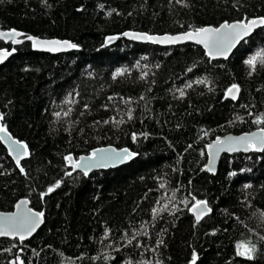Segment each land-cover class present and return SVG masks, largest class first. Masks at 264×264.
<instances>
[{"label":"trees","instance_id":"trees-1","mask_svg":"<svg viewBox=\"0 0 264 264\" xmlns=\"http://www.w3.org/2000/svg\"><path fill=\"white\" fill-rule=\"evenodd\" d=\"M184 3L0 0V30L24 34L17 47L0 41V49H15L0 65V123L30 152L21 162L25 175L0 144V211L26 199L31 209L44 212L43 225L23 244L0 239V264L17 254L25 264H189L193 249L197 264H264V151L224 155L215 174L203 170L214 138L264 128L253 122L264 115V67L258 64L250 76L244 63L264 52V27L228 60H210L190 44L159 47L119 39L103 47L106 37L126 31L170 35L264 16V0ZM29 35L78 47L67 54L39 53L25 41ZM121 69L125 73L114 79ZM204 78L207 83H195ZM233 83L241 91L230 101L225 92ZM181 88L183 99L177 98ZM107 146L128 148L136 158L116 169L68 175L65 156ZM57 181L59 188L41 195ZM192 196L212 208L199 224L190 214ZM165 204L153 219L152 209ZM125 233L139 234L128 245ZM158 240L163 245L157 247ZM248 240L257 245L251 261L235 255L236 243Z\"/></svg>","mask_w":264,"mask_h":264},{"label":"snow or ice","instance_id":"snow-or-ice-1","mask_svg":"<svg viewBox=\"0 0 264 264\" xmlns=\"http://www.w3.org/2000/svg\"><path fill=\"white\" fill-rule=\"evenodd\" d=\"M177 3H183L184 6H188L184 3V0H176ZM44 3H47V0H44ZM82 10V9H80ZM111 15V13H109ZM264 27V16H257L253 18L245 17L241 20H237L236 22L229 23L225 21L220 24L218 27L213 26H189V30L185 31L180 35H165L162 37L152 36L146 33H129L126 32L123 35L129 36L132 39L146 40L151 41L152 43H162V44H177L186 40L195 41V43L203 45L206 50V55L211 59H217L218 57H222L223 59H228L229 54L232 49L245 37L251 35V33L256 28ZM24 35L21 32H18L15 29H12L7 32H0V38L10 39L13 44H20L22 41L17 39ZM26 39L32 42L33 48H43L49 52H59L67 49H75L78 46L75 43H72L67 40H40L34 36H26ZM109 41L115 39V37H109ZM15 49L9 51L7 49H0V63H3L9 56L13 54ZM245 65L248 67V74L251 76L256 72L258 64L264 67V52H257L255 55L248 57L244 61ZM125 69L118 70L114 74V79L119 77L125 73ZM187 71L191 72L192 69L189 68ZM145 73L141 78L143 79L146 76ZM197 84H205L207 83L206 78L196 80ZM187 88L192 87L191 83L186 85ZM179 92V96L177 98L183 99L186 95L184 89H177ZM241 88L240 85L233 83L231 84L225 92V99H231L233 101L239 98ZM111 99V97L109 98ZM143 99V97H141ZM71 103V101H68ZM125 103H130L129 101H125ZM87 107V105H85ZM241 107H248L247 105H241ZM71 109L69 111L64 112V116H68ZM251 114V113H250ZM56 117H60V113L57 112L54 114ZM128 119H132V110L129 109L127 112ZM4 114L0 113V121L4 120ZM237 119H242L241 117H237ZM109 121H104V123H108ZM115 124L124 123L123 120H112ZM257 125L264 124V115L256 118L253 121ZM147 136V134H143ZM133 141L137 139L136 134L132 135ZM0 141L9 142L8 144V152L13 156L15 160L16 166L19 168V171L26 175L25 169L21 166V160L28 157L30 155L28 145L20 140H15L8 133L7 127L0 123ZM191 147V145H189ZM209 149V162L207 171L215 172L214 164H215V156L219 154L221 151H238L243 149L244 151H264V128H261L260 131L253 132L250 134H245L240 137H227L225 139L217 138L214 144L208 145ZM203 154V153H202ZM136 153L130 152L127 148L121 149L117 151L116 149H95L91 153V155L87 157H80L79 159H74L72 155H67L64 157L65 161H67L68 165L75 171L76 169H80L85 176L88 175L89 171L93 168H102L115 166L117 163H123L126 160L134 157ZM71 175V173H68ZM231 175H235L232 173ZM60 187V182L57 181L54 185L47 188L45 193L41 195H47L52 193L56 188ZM161 187H164L161 184ZM245 188L251 187V185H245ZM171 199H175V193L172 194ZM191 199L194 203L191 204L190 210L195 217V223L199 224V222L209 213L212 212V208L209 206L207 200L196 199L195 196H192ZM187 207L189 201L187 199L181 201ZM27 200H20L16 205L17 211L14 213H0V237H10L13 240H19L21 244L39 228V226L44 222V212L42 211H33L31 208H28ZM168 207L167 204L164 205L163 208L152 209V217L156 219L160 212L166 210ZM139 233H134L131 237H128L127 233H125V237L127 239V244L131 245L133 240L136 239V236ZM147 235V233H143ZM215 234V233H213ZM107 238V231L106 236ZM260 241H264V236L259 237ZM163 240L157 241V247L163 245ZM139 247L140 245L137 244ZM12 247H17L16 244H13ZM4 251L11 252L12 249H4ZM23 251V248L20 249ZM35 251V250H33ZM155 251V249H153ZM257 252V245L252 241H240L235 245V255L238 257H243L246 260H254L255 254ZM108 256H105V259H108ZM199 256L195 249H193L191 254V259L189 264H197ZM9 264H25V261L20 257L19 254L16 255L15 259L9 261ZM156 264H162L161 261H157Z\"/></svg>","mask_w":264,"mask_h":264},{"label":"water","instance_id":"water-1","mask_svg":"<svg viewBox=\"0 0 264 264\" xmlns=\"http://www.w3.org/2000/svg\"><path fill=\"white\" fill-rule=\"evenodd\" d=\"M233 22H236V21H233ZM233 22H229V23H233ZM223 23H224V22H223ZM221 24H222V23H221ZM218 26H219V25H218ZM218 26H216V27H218ZM257 29H259V28H256V29L251 33V35H252ZM7 31H10V30H0V32H7ZM126 32H129V33H140V32H132V31H126ZM126 32H124V33H126ZM124 33H122V34H120V35H117V36H108V37H106V38L104 39V42H103V47L110 46V45L114 44L115 42H117L119 39H124V40H126V41L133 42V43L151 44V45H156V46H159V47H176V46H181V45L190 44V45L197 46V47L201 48V49L203 50V52L205 53V55H206V50L204 49L203 45L197 44V43H195V41L186 40V41H183V42H181V43H177V44L152 43L151 41L139 40V39H132V38L129 37V36H125V35H123ZM182 33H184V32L177 33V34H170V35H180V34H182ZM165 35H169V34H163V35H152V36H159V37H162V36H165ZM251 35H249L248 37H245L243 40H241V41H240V42H239V43H238V44L232 49L231 53L229 54L228 59L231 57V55L233 54V52L235 51V49L240 45V43H242L244 40L248 39ZM109 37H115V39L109 41V39H108ZM36 38H37V37H36ZM17 39H19V40H21V41L23 42V40L21 39V36H20V37H17ZM38 39H40V40H59V39H41V38H38ZM0 41H1L2 43H4V44L11 43V45L14 46V47H17V46H19V45L22 44V42H21L20 44H13V43L11 42V40H10V39H7V38H0ZM25 41H28V42L30 43V47H31V49H32L33 51H35V52H39V53H47V54H51V55H58V54H67V53H70V52L75 51V49H67V50L59 51V52H49V51H47V50H45V49H43V48H33V47H32V42H31V41H29V40H27V39H25ZM62 41H63V40H62ZM10 51H12V50H10ZM14 52H15V51H14ZM14 52H13V54H14ZM13 54H12V55H13ZM9 57H10V56H9ZM9 57H8V58H9ZM206 57L209 58L210 60H213V61H218V60H228V59H223L222 57H218L217 59H211V58H210L209 56H207V55H206ZM8 58H7V59H8ZM7 59H6V60H7ZM6 60H5V61H6ZM5 61H4V62H5ZM4 62H3V63H4ZM3 63H0V65L3 64ZM227 100L232 101L230 98L227 99ZM260 129H261V128H257V129H254L253 131H250V132H244V133H240V134H237V135H234V134H225V135H223V136H218V137L214 138L211 142H209V144H214L217 138L225 139V138H227V137H240V136H243V135H245V134H250V133H253V132H257V133H258V132L260 131ZM13 139H14V138H13ZM15 140H16V139H15ZM9 143H10V141H9V142L0 141V144H1V145L5 148V150L7 151L8 156L10 157V159L12 160V162L16 165L15 160L13 159V156L10 155L9 152H8V144H9ZM209 144H208V145H209ZM208 145L206 146V150H205V153H206V163H205V166H204L203 170H204V172L209 173V174H215V173H216L218 163H219L221 157L224 156V155H233V154H239V153H240V154H249L250 152H256V153L261 152V151H252V150L244 151L243 149H240V150H238V151H221V152H219L218 155L215 156V164H214L215 172L213 173V172H209V171H207L208 162H209V159H210ZM101 148H103V149H110V148H111V149H116V148L111 147V146L100 147V148H96V149H101ZM121 149H124V148H120V149H116V150L119 151V150H121ZM127 149H128V148H127ZM94 150H95V149H94ZM128 150H129V149H128ZM129 151H130V150H129ZM92 152H93V150H92L88 155H80V156H78V157H76V158H74V157H73V158H74V159H79L80 157H87V156L91 155ZM130 152H132V151H130ZM26 158H27V157H26ZM26 158L22 159L21 162H22L23 160H25ZM135 158H136V155H135L134 157H132L131 159L124 161L123 163H117L115 166L102 167V168H93L91 171H89L88 174L93 173V172L106 171V170H109V169H116V168H119V167H121V166H124V165L128 164L129 162H131V161H132L133 159H135ZM68 166H69V165H68ZM69 167H70V166H69ZM70 169H71V171H70L71 174H72V173H75V172H78V173L83 174V172H82L80 169H76L75 171H73V169H72L71 167H70ZM20 200H26V199H20ZM20 200H18V201L14 204L12 211H10V212H2V211H0V213H14V212H16L17 209H16L15 205H16ZM27 207L30 208V207H29V203H28ZM32 210H33V209H32ZM33 211H34V210H33ZM190 214L194 217V215H193V213L191 212V210H190ZM209 214H210V213H209ZM194 219H195V217H194ZM42 225H43V223L39 226V228H37V230H36V231L32 234V236L29 237L27 240L31 239V238L36 234V232L40 229V227H41ZM0 239L13 240V239L10 238V237H0ZM27 240H25V241H27Z\"/></svg>","mask_w":264,"mask_h":264}]
</instances>
